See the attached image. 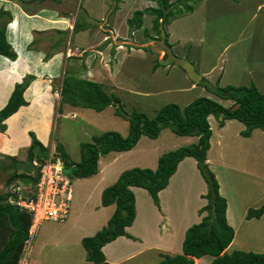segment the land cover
I'll use <instances>...</instances> for the list:
<instances>
[{
  "label": "crops",
  "instance_id": "crops-1",
  "mask_svg": "<svg viewBox=\"0 0 264 264\" xmlns=\"http://www.w3.org/2000/svg\"><path fill=\"white\" fill-rule=\"evenodd\" d=\"M143 3L146 4L141 9L156 5L155 0H146ZM0 8L8 10L12 15V19L6 27V38L16 52L14 60L0 55V109L6 104L16 83L22 82L26 75L34 76L23 92L26 104L20 106L16 112L3 121L5 129L0 130V159H7L10 168H16L17 172L32 175L31 168L23 164L28 161L27 150L31 144L29 133L33 132L47 148L55 144L52 130L54 118L58 114L60 86L64 73L66 71L76 73L75 67L80 68L79 75L82 78L101 83L105 87L104 82L107 79L110 82L113 81L117 71L115 62L111 66L106 60L109 49L113 47L115 36L116 38L120 37V41L123 42L115 47L114 57L116 60L119 54L124 58L135 51L132 48L130 52L126 49V54L119 53L118 51L123 50L124 43L134 46L136 43L125 41L127 37H124L122 35L124 32H120L119 29H114L115 31L110 29L108 33L103 34L104 37L99 30L93 29L90 32L92 42L88 45H81L78 40L79 35L72 31L74 23H71L69 14H59L60 8L57 10L54 7L42 6L38 10H28L14 0H0ZM194 8L195 6L191 12L195 10ZM175 17L167 25L172 26L171 22ZM115 20V16L111 17L113 23ZM143 27L144 20L141 29H144ZM164 30L167 33L165 28ZM58 31L65 33L71 31L73 40L71 43L68 41L69 44L66 48L62 43L56 41L51 46L50 57L46 59L44 57L48 49L45 50L41 44L49 39L47 34H56ZM133 33L134 31L131 32V34ZM174 36L176 35L172 32L171 37L174 38ZM99 39L101 42L97 43V49H90L94 41ZM36 40L39 46L36 44ZM176 40L178 42V39ZM184 45H187L186 41ZM88 50H93V54L88 55L86 53L90 52ZM136 51L143 50L137 49ZM163 54L165 55L164 51ZM70 57L77 58L75 60L83 62L84 65L82 67H79L78 64L70 65L72 60ZM87 57H90L88 61ZM182 57V59L179 58L180 66L190 62L185 59L187 56ZM165 59L161 61L165 63ZM54 81L59 82L56 89H54ZM192 87L194 84L189 86V88ZM227 101L232 103V100ZM77 108L79 107L69 104L62 105V111H69L67 113H72L71 117L76 115ZM211 118L212 115H209L208 121L212 128V135L206 162L218 180L220 194L227 200L226 219L234 229L233 239L224 251L230 253L233 250H243L264 253V213L259 218H246L249 208H257L264 204V152L258 154L259 149L264 151V128H255L248 136H242L241 131L245 129V125L239 120L231 119L234 122L238 121L232 134L229 132L232 122L230 119H226L221 126L215 122V130L211 124ZM256 135H259L260 141L255 140ZM243 140L250 143L249 148H242ZM215 143H217L218 152L216 157L212 158L211 151ZM137 144L130 150H133ZM138 148L136 147V149ZM124 152L126 151H110L99 157L98 172L91 175L96 178L95 182L88 178L91 176L74 178L79 179L82 185L85 183L89 185L87 189L80 187L77 192L78 196L85 195V198L81 199L83 215L86 204L84 200L88 199L92 192H96L98 196L97 203L90 208V214L87 217H80L76 210V203H74L67 220L62 222L59 227L46 226L40 233L37 232L36 236L32 237L29 246L26 249H24L25 245L23 246L20 257L26 254L27 260L31 264H94L88 261V251L83 247L81 241L83 237L92 236L106 226L115 210L113 203L106 206L101 204V194L103 189L113 184L119 174L125 170L124 167L118 168L117 165ZM103 156L105 157L103 158ZM70 157L77 161L80 155L78 159ZM31 166L34 167L32 164ZM7 173L9 172L0 168V196L8 194L5 201L13 195L12 190L17 185L25 184L19 179L9 185L6 184ZM242 180L254 183V185L248 186V188L252 187V192L246 194V198L251 197L253 201L246 204L234 203V186L243 184ZM130 188L135 198V217L131 225L126 227V232L132 237L121 235L102 246L101 249L107 263L156 264L162 258L161 254L181 253L186 229L201 220L202 215L198 213V210L207 203V199L202 197L207 192V184L199 172L195 158L186 156L178 163L177 169L170 176L166 187L158 192L159 206L154 203L145 188L139 186H130ZM252 193L255 195L253 196ZM37 236L39 240L37 238L35 241ZM49 240L59 244L56 255L44 252ZM32 252H34V257H31ZM211 260V256L204 255L195 258L194 264H209Z\"/></svg>",
  "mask_w": 264,
  "mask_h": 264
},
{
  "label": "rangeland",
  "instance_id": "rangeland-1",
  "mask_svg": "<svg viewBox=\"0 0 264 264\" xmlns=\"http://www.w3.org/2000/svg\"><path fill=\"white\" fill-rule=\"evenodd\" d=\"M14 1L20 2L21 6L28 10H38L42 6L46 8H49V6L54 7L57 10L60 8L59 14H69L71 23L80 19L79 23L89 26L86 30L76 33V35H79L78 40L81 45H88L92 42L90 32L93 29L99 30L103 37V34L108 33L110 29L113 31L119 29L120 32H124L122 35L127 37L125 41L136 43V46L124 43V48L118 51L119 53L124 52L126 54V49L130 52L132 48L135 51L124 58L119 54L116 60L114 57L115 47L123 42L120 41V37L116 38L115 36L113 47L109 49L106 59L111 66L115 62L117 71L113 81L110 82L107 79L104 82V85H106L104 89L119 98L121 110L126 115L137 111L143 112L151 118L166 103L185 106L194 98L200 96L216 100L224 106L230 105V101L219 98L213 92V89L217 86H249L253 83L259 91L264 93V0H198L197 3L188 1V4L195 6V10L191 13L183 12L176 15L175 20L173 19L171 22L172 26L167 25L165 27L169 35L167 40L171 46L165 44L162 35L159 39L152 29V18L149 14L143 17L144 29L140 28L134 31L133 34L129 33L127 19L132 16L135 10L143 8L147 3L143 2L146 0ZM172 1H174L175 7H183V2H179V0ZM81 5L83 9L79 8ZM114 16L116 20L113 23L111 17ZM172 32L176 35L174 38L171 37ZM47 37L49 39L45 40L41 46L45 50L48 49V53L51 52V46L56 41L62 43L66 48L69 42L71 43L73 40L71 31L66 32V34L49 33ZM200 38L201 40H199ZM176 39L180 42H176ZM185 41L187 45H184ZM99 42H101L100 39L95 40L90 49L96 50ZM37 45L39 46V44ZM137 49L143 51H136ZM88 51H90L86 52L88 55L93 54V50ZM163 51L166 57H164ZM182 56H187L185 59L190 60L195 68V74L200 77V80L192 81L188 77L186 71L179 64V58L182 59ZM71 58L70 65L78 64L79 67L84 65L83 62L75 60L77 58ZM89 58L87 57V61ZM164 58H166L165 63L161 61ZM157 60L159 65L155 68L154 65ZM79 69L75 67L78 73L81 72ZM191 84H194V87L189 88ZM58 86L59 82L54 81V89ZM115 109L116 106L111 104L101 111L79 107L74 117H71L70 114L72 113H67L69 111L58 113L54 118V128L52 130L55 144L48 148V152L51 148L55 149V145L60 142L65 146L70 156L78 159L80 143L91 142L95 135L112 130L126 136L129 132V121L120 115H116ZM234 120H231L230 128L227 126L232 134L238 123L237 120L235 122ZM215 122L219 124V120L212 115L211 124L216 130ZM255 137L256 141H260L259 135ZM196 139V136H178L167 127L161 131L157 138L143 135L136 146L139 147L138 149L135 147L133 150L122 154L123 156L117 164L118 168L147 167L155 169L161 154L194 143ZM248 145L250 146V143L243 140L242 148L247 149L249 148ZM217 152V143H215L211 151L212 158L216 157ZM263 152L262 149H259L258 154ZM0 161L4 164L9 163L4 158ZM23 164L31 168L33 175L36 173V168L32 167L29 161H25ZM7 174L9 175V173ZM88 178L93 182L96 181L94 176ZM251 179L253 181V178ZM242 182L243 184L234 186V203L246 204L253 201L251 197L246 198V194L252 192V187L248 188V186H252L254 183L251 184L249 180H242ZM80 187L87 189L89 185L86 183L82 185L79 179H73L69 213L72 211L74 203H76L78 215L87 217L90 214L91 206L97 203L98 196L96 192H92L89 198L84 200L86 204L83 215L81 199L85 198V195H82V197L77 195ZM86 192L88 193V191ZM252 195L255 194L252 193ZM61 223L45 220L38 226L36 233H40L46 226L59 227L62 225ZM37 238L38 236L35 241ZM58 245L49 240L44 252L49 253V255H56L59 249ZM31 257H34V252L31 253Z\"/></svg>",
  "mask_w": 264,
  "mask_h": 264
},
{
  "label": "trees",
  "instance_id": "trees-1",
  "mask_svg": "<svg viewBox=\"0 0 264 264\" xmlns=\"http://www.w3.org/2000/svg\"><path fill=\"white\" fill-rule=\"evenodd\" d=\"M156 5L135 10L127 19L129 33L142 27L143 16H152V29L161 39L160 25L165 26L176 15L182 12H191L193 5L188 1L197 3L198 0H179L183 7H175L172 0H155ZM21 5V3L19 2ZM23 7V6H22ZM26 9L25 7H23ZM82 8V5L79 7ZM79 9V11H80ZM80 13V12H79ZM81 14V13H80ZM82 15V14H81ZM11 13L0 8V55L11 60L16 58V52L6 38V27L11 21ZM77 19L73 25V33L86 30L88 27L79 23ZM61 34L65 32L58 31ZM165 32L164 42H168ZM32 47L31 45H29ZM46 52L44 58H49ZM159 65L158 60L154 67ZM33 75H26L24 80L16 83L6 102L0 109V130L5 129L3 121L26 104L23 92ZM200 82V81H199ZM214 93L221 99L232 100L228 106L211 98L200 96L194 98L185 106L176 103H166L160 107L154 117H148L143 112H133L129 115L121 110L120 100L108 93L101 83L82 78L78 72L66 71L60 86V100L58 113L62 112V105L69 104L75 107L92 108L96 111L105 109L108 105H115V114L129 121V132L123 136L117 131H105L93 136L91 142L80 143V158L71 159L62 143L55 145V150L65 165V171L71 177H88L98 172V160L103 154L110 151H127L132 149L141 136L157 138L164 128H169L179 136H197L196 142L180 146L161 154L155 169L147 167H132L123 170L117 180L103 189L101 204L103 206L115 204V210L106 226L92 236L82 238V245L88 251V261L94 264H108L102 252V246L116 237L125 235L126 227L131 225L135 217V198L130 186L145 188L151 195L154 203L159 206L158 192L166 187L170 176L176 171L178 163L186 156L195 158L201 176L207 184V192L202 197L207 203L199 208L201 220L189 226L182 241V252L177 254H161L162 257L156 264H194L195 258L209 255L212 260L209 264H264V253L233 250L224 251L231 243L234 229L226 219L227 200L219 192V183L214 172L206 162V154L210 147L212 129L208 116L213 115L223 125L226 119H237L245 125L241 131L243 136H248L255 128H264V93L251 83L249 86L226 85L217 86ZM31 144L27 150V160L42 162L48 155L45 147L33 132L29 133ZM0 168L9 172L6 184H11L19 179L24 183H33L34 175L17 172L9 164L0 161ZM35 168V167H34ZM8 194L0 196V264H18L25 241L28 238V228L31 215L18 207L7 203ZM5 201V202H4ZM264 213V204L257 208H249L246 218H259Z\"/></svg>",
  "mask_w": 264,
  "mask_h": 264
},
{
  "label": "built area",
  "instance_id": "built-area-1",
  "mask_svg": "<svg viewBox=\"0 0 264 264\" xmlns=\"http://www.w3.org/2000/svg\"><path fill=\"white\" fill-rule=\"evenodd\" d=\"M31 164L37 172L35 182L17 185L7 199V203L31 215L24 249L43 221H66L72 198L73 178L65 171L64 162L55 149H51L42 162L32 160ZM19 264H31L26 254L20 257Z\"/></svg>",
  "mask_w": 264,
  "mask_h": 264
},
{
  "label": "water",
  "instance_id": "water-1",
  "mask_svg": "<svg viewBox=\"0 0 264 264\" xmlns=\"http://www.w3.org/2000/svg\"><path fill=\"white\" fill-rule=\"evenodd\" d=\"M160 27V32H161V35L164 39L165 37V30L163 28L162 25L159 26ZM183 67V69L186 71L188 77L192 80V81H198L199 80V76H197L195 74V71H194V67L193 65L190 63V62H186V63H183L181 65Z\"/></svg>",
  "mask_w": 264,
  "mask_h": 264
}]
</instances>
